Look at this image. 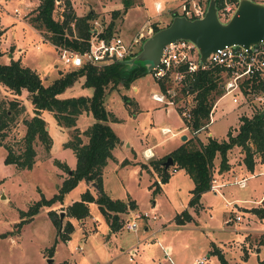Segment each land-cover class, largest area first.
Listing matches in <instances>:
<instances>
[{"label":"rangeland","instance_id":"1","mask_svg":"<svg viewBox=\"0 0 264 264\" xmlns=\"http://www.w3.org/2000/svg\"><path fill=\"white\" fill-rule=\"evenodd\" d=\"M31 1L27 7L28 0H0V27L4 32L0 38V61L6 62L8 58L13 57L14 53H18L19 55L15 58L19 56L18 58L23 64L35 69L42 82L46 84L59 73L72 69V67L61 62L57 45L50 42L48 32L34 28L31 24L30 27L25 23H30L28 18L32 15L35 7L36 0ZM68 1L70 2V0ZM79 1L82 2V0ZM107 1L94 0L97 4ZM110 1L113 3L122 2L121 0ZM133 1L126 8L124 15L121 13L123 7V3H121L120 13L114 19L113 33H119L118 35L124 41L131 39L132 33L145 15L155 12L154 0ZM159 1L161 8L159 13L155 14L156 19L148 18L149 21L146 25V27L151 28V31L153 24L161 27L169 21L173 15L171 10L179 14L180 0ZM187 1L185 0V2ZM195 1L206 5L208 0ZM94 2H92L93 5ZM112 6L114 5L110 3L107 9L95 11L93 18L97 20V27L107 24L111 10L115 9ZM63 8L64 0H54L53 18L61 19ZM83 10L85 11V9ZM217 11L219 12V8ZM93 18L89 20L90 27L95 25L92 23ZM227 18L221 16L219 19L225 21ZM116 24L120 28V32L115 28ZM141 32L144 34L142 40L152 33H146L144 28ZM8 52L12 56L8 55ZM141 63L146 67V72L137 76L127 87L120 85L118 88L116 86L115 88L107 87L103 104L107 110L120 118L118 121L111 122L112 128L118 136L128 138L126 139L130 141L138 156H144L145 149L142 148L145 144L152 145L156 154L161 155L174 140L178 139L177 135L169 137L168 133L161 130V127L174 125V123H178L180 126V116L175 110L169 107H161L151 99L150 94L158 91V84L151 75L148 61L143 60ZM82 80L83 76L78 77L58 96H89L91 87L82 85ZM133 85L137 87L135 91L132 89ZM123 95L127 96L126 100L123 99ZM235 95V103L231 100L232 93H226L219 98L216 97L212 103L213 122L209 124L208 129L218 139L225 136L227 128L236 124V118L240 114H251L258 107L251 97L244 99L240 94L236 93ZM134 99L137 108L140 109L135 115H132L131 111L137 110ZM10 100H16V108H19V113L7 120L5 127L0 131V264H47L46 253H49L51 249L54 250L55 257L54 263L50 262V264H55L62 259L67 261L64 264H192L194 261H201L200 264H217L215 254L207 252L210 241L220 245L224 255L231 261L255 264L258 260H264V215L259 217L248 210L251 205L261 206L264 204V197L260 199V195L264 193V174L260 172V169L261 171L264 169V159L257 152L254 153L253 160L254 166H257L259 170H256L251 177L247 174L245 186L229 183L228 176H224L225 178L221 176L224 181L228 182L222 186L221 194L204 190L200 198L203 207L194 214V221L184 226L177 225L172 214L188 207L189 188L193 181L187 172L182 170L172 172L169 165L167 179L163 182L159 180V177L156 179L160 184V189L151 197L150 188L147 186V175L137 173L133 166H120L114 159H109L103 168L102 176L104 187L109 195L125 197L126 193H129L136 199L141 210L148 209L152 203L151 198L156 200L158 206L155 207L154 211L157 214L160 213L157 222H164V227L160 232H157L154 240L148 242L149 245H146L145 242H137L142 228V218H135V230H128L123 227L124 221L134 220L133 216L136 213L140 214L135 210L125 211L126 214L120 213V216L123 215L120 219L122 220L120 222L121 231L110 234L107 238L103 215L94 202H90L88 214L83 224L79 223L76 218H71L73 230L66 241L58 236L55 238L58 228L47 213L49 209L55 212L58 220H60L61 229L65 220V205H58L57 202L50 206L42 205L36 213L31 215L32 217L30 216V218L19 223L20 219L26 217L25 215L20 216L21 210H26L41 196L49 197L57 190L56 184L59 183L57 173L60 171V178L67 175V172L60 168L54 160L57 159L66 165L73 166L75 165V156L69 147L63 146L65 141L59 145L60 138L58 139V137L61 135V131L53 127L51 112L41 110L40 115L45 120L48 133V124L51 129V135L50 133L49 135L52 137L49 149L46 150L37 139H34L35 162L33 161L34 163L30 168L17 170L14 165L15 169L11 164L4 163L2 157L6 153L5 145L10 146L15 152L21 149L25 129L22 120L33 114L32 104H30L26 90L22 89L17 94L0 83V111L9 106ZM92 119L87 112H82L77 116L75 126L82 131L91 123ZM230 129L236 130L235 127ZM64 130L68 133V139L71 127H64ZM81 139L85 141L86 137L81 134ZM237 149L235 146L232 147L227 155L235 162L238 161L237 163L243 168L245 166L242 162V156L238 155ZM113 151L115 157L119 159L125 156L132 157V151L130 152L129 149L121 151L117 148ZM218 160L219 156L217 155L213 164ZM152 177L155 178V173H152ZM83 186L84 181L80 179L78 183L64 193L61 203L67 204L72 199H77L79 192L84 189ZM1 194H6L8 198L5 199V196H1ZM157 195L159 196L156 199ZM234 202L237 207L233 205ZM61 211L63 212L61 213ZM229 213H231L230 216ZM235 213L240 216L237 221L233 218ZM60 214H62L61 219ZM91 216L96 219L95 228L90 223ZM227 218H231V221H227ZM232 241L247 244L244 247L247 246L250 250L246 258H242L241 250L236 249L233 253L231 249H228V247H232L229 246ZM168 243H171L173 248L169 250L167 258L164 256L162 246ZM77 245H81L82 249L75 248ZM130 248H134L131 255L128 253ZM256 248L258 249L255 250ZM110 255L113 256V260L108 261Z\"/></svg>","mask_w":264,"mask_h":264},{"label":"trees","instance_id":"2","mask_svg":"<svg viewBox=\"0 0 264 264\" xmlns=\"http://www.w3.org/2000/svg\"><path fill=\"white\" fill-rule=\"evenodd\" d=\"M121 1L123 3L121 13L134 2L133 0ZM227 1L237 3V0ZM223 2L224 0H215L216 7L220 8ZM53 7L54 0H37L28 21L34 28L48 32V39L51 43L68 46L75 50H83L89 35V20L94 17V11L88 10L84 14L77 15L71 8L69 1L64 0L62 17L55 19L52 16ZM119 13L120 10L117 8L111 10L110 19L103 28L101 35L109 36L113 33L114 19ZM158 28L156 24L152 25V31ZM219 71L220 68L218 67L202 70L191 84L193 89H196L195 104L191 108V128L193 130L207 121L208 111L214 99L223 93L222 78L219 76ZM144 72H146V67L140 60L133 63L114 61L101 66L83 64L59 73L49 83L44 84L37 71L23 64L19 58H10L6 62L0 61V83L17 94L22 89L26 90L33 108V114L22 120L25 129L21 149L15 152L6 144L3 162L12 163L17 170L30 168L35 155L34 139H37L46 150L49 149L51 137L46 129L45 120L40 115L41 110L50 111L59 126L71 127L69 138L63 143V146L69 147L75 156L73 168H69L64 162L57 159L54 160L60 168L67 172V175L57 185L56 192L51 196H41L26 210H21L20 216L25 215L26 217L20 219L19 223L36 213L40 206H48L56 201L61 202L64 193L71 189L78 180L83 179L94 184L96 195L93 196L88 189L83 190L78 199L65 206V215L82 218L88 214V202L93 201L109 222L111 229L120 227L118 213L128 211L136 205L130 197H126L124 200L112 199L102 188V167L108 159L112 158V148L120 142L119 137L107 123L108 120H116V117L112 112L106 110L103 98L107 87L115 88L116 86L118 88V85L127 87ZM80 76H83L81 84L91 87L89 96H58L61 91ZM242 92L245 94L247 90L242 89ZM123 99L126 100L127 96L123 95ZM16 107V100H10L9 106L0 111V131L5 127L7 120L19 113V108ZM82 112L90 113L93 121L80 131L75 126V122L77 116ZM238 119L236 131L232 133L230 129H227L226 138L217 140L208 136L205 142H201L192 136L167 154L158 159L150 160L149 163L158 170L159 180L163 182L169 175L168 167L164 169L161 162L166 156H170L173 161L170 167L183 168L191 177L193 186L189 190L191 195L188 204L195 205L201 192L209 187L212 160L216 154L219 155V168L223 169L227 165L226 151L233 145H238L243 151V163L246 168L251 170L255 152L264 158V111L256 108L250 115L240 114ZM81 134L86 137L85 141H82ZM152 184L151 197L159 188L157 181L152 182ZM151 201H153L152 198ZM250 210L261 217L264 215V204L253 206ZM47 213L58 228L57 236L67 240L73 228L69 219L64 220L60 229V221L55 212L49 209ZM189 219L190 215L185 209L174 215V221L178 224ZM211 252L216 255L219 264H231L218 248L212 247ZM48 255L50 256L51 252ZM256 264H263V262L258 261Z\"/></svg>","mask_w":264,"mask_h":264},{"label":"built area","instance_id":"3","mask_svg":"<svg viewBox=\"0 0 264 264\" xmlns=\"http://www.w3.org/2000/svg\"><path fill=\"white\" fill-rule=\"evenodd\" d=\"M189 3V4H188ZM204 3H198L195 0H182L178 5V13L186 17H201L205 10ZM236 3L224 0L223 5L217 11L218 18L230 16ZM160 2H154V9L159 13ZM177 11V10H176ZM229 18V17H228ZM92 25L89 28V35L86 39L87 44L83 50H75L68 46L57 45L59 59L66 66L77 67L83 64L101 66L118 60H126L133 56L140 47L144 34L141 30L146 29L150 33V27H141L128 41H124L118 34L111 33L109 36L101 35L105 26L97 27V20L93 18ZM72 25V24H71ZM55 45V44H54ZM139 46V47H138ZM220 68L221 86L224 95L232 93L231 100L236 101V93L244 99L251 97L257 104V108L264 106V41L249 43L247 46L242 44H225L212 51H209L204 60L199 58V51L196 44L188 39H176L165 43L158 56V60L149 66L151 75L158 84V91L151 92L150 97L158 105L169 107L175 110L182 122L183 129L196 130L205 127L212 122L213 107L208 111L207 121L197 129L191 128V108L195 104L192 82L197 74L206 69ZM253 86V87H252ZM242 89H246L244 94ZM163 132L169 131L167 127H161ZM151 153H144L147 158ZM176 168H171L174 171ZM245 177L241 176L233 179L229 183H236L239 186L245 185ZM222 183H218L216 178L211 176L209 180V189L217 191ZM133 216L134 220H126L123 227L128 230L136 229L135 218L147 216L146 212H139ZM155 216L152 215V218ZM235 220L240 216L235 214ZM231 218H227V221ZM264 237V234H263ZM78 250L80 245L75 246ZM165 255H168L167 249L163 248ZM134 252V248L128 250L129 255ZM130 258V257H129ZM192 262V264H200Z\"/></svg>","mask_w":264,"mask_h":264},{"label":"crops","instance_id":"4","mask_svg":"<svg viewBox=\"0 0 264 264\" xmlns=\"http://www.w3.org/2000/svg\"><path fill=\"white\" fill-rule=\"evenodd\" d=\"M155 1H158V2H160L159 0H154L153 1V8H154V2ZM254 1H256V0H254ZM31 0H28V4H27V7L29 6V4H31ZM82 2H83V4H82ZM82 2L81 1H79V0H70V5H71V8L73 9V11H74V13L75 14H77V15H81V14H84L86 11H88V10H92V11H94V13H95V11H98V10H104V9H107V6L110 4V3H112L114 6H112V7H115V8H117V9H120V7H121V3L122 2H120V1H117V2H112V1H110V0H108L107 2H99L100 4H97V3H95L94 2V0H82ZM92 2H94V5L92 4ZM180 2H181V0H180ZM258 2H262V3H264V0L263 1H258ZM36 3H37V0H36ZM36 3H35V5H36ZM90 5V6H89ZM160 5H161V2H160ZM26 7V8H27ZM25 8V9H26ZM83 9H85V11L83 10ZM31 10V9H30ZM82 11H83V13H82ZM154 11H155V9H154ZM168 11H170V9H168ZM172 11V13L171 14H173L174 13V11L173 10H171ZM125 12V11H124ZM124 12L122 13L123 15H124ZM121 14V15H122ZM156 11L154 12V14H149V15H145L144 17H143V19H142V21L140 22V24H139V26L134 30V32L132 33V36L141 28V27H145L146 25H147V22L149 21V19L148 18H154V19H156ZM171 16V15H170ZM171 18V17H170ZM24 20V19H23ZM170 20V19H169ZM27 25H29L30 26V23H28V22H25ZM32 26V25H31ZM30 26V27H31ZM115 28L116 29H118V32H120L119 31V27H118V25L116 24V26H115ZM4 34V32H3V29L0 27V38H1V36ZM119 34V33H118ZM37 35H38V33H37ZM39 36V35H38ZM40 37V36H39ZM8 55H11V53L10 52H8ZM17 55H19L18 53H14V55H13V57L12 58H15ZM12 56V55H11ZM19 57V56H18ZM17 57V58H18ZM7 60H9V58L7 59ZM22 62V61H21ZM132 89H133V91H135L136 89H137V87L135 86V85H133V87H132ZM219 98V97H218ZM235 103V102H234ZM31 104V103H30ZM134 104L136 105V108H137V103H136V100L134 99ZM31 107H32V105H31ZM156 106L154 105V108H155ZM159 107V106H158ZM162 107V106H161ZM140 108L138 107L137 108V110H132L131 111V113H132V115H135L136 113H137V111L139 110ZM107 110V109H106ZM43 112L44 111H46V110H42ZM109 111V110H108ZM113 113V112H112ZM81 114V113H80ZM88 115H91L90 113H88ZM113 115L116 117V120H108L107 121V123L110 125V127L112 128V125H111V122H115V121H118V120H120V118L119 117H117L114 113H113ZM246 115V114H245ZM248 115H250V114H248ZM92 117V116H91ZM237 120H236V124L234 125V126H230L229 128H227V129H230V128H237V126H238V123H239V119H238V117L236 118ZM51 120L53 121V127H55V128H57V129H59L60 131H61V135L58 137V139L60 138V140H59V145L62 143V142H64V141H66V139H67V135H68V133L66 132V130H64V127H62V126H59L57 123H56V121H55V119H54V117H52L51 118ZM92 121H93V119H92ZM91 121V122H92ZM212 122H213V120H212ZM212 122H210V123H212ZM210 123H208L205 127H203V128H200V129H198V130H196L195 132H193V131H191V130H189V129H183L182 127V122H181V118H180V126H179V124L178 123H174V125L173 124H171V125H167V126H162V127H167V128H169V131H167V132H165V133H168V135H169V137H174L175 135H177L178 136V139H176V140H174V142H172V144L170 145V147H168L167 148V150H165L161 155H157L156 154V152L152 149L153 148V146L152 145H148V144H145L144 145V148H142L143 150H144V153H151V155L149 156V158L147 157H145V156H138L137 154H136V152L134 151V149L132 148V146H131V144H130V141L129 140H127L128 138L127 137H124L123 136V138L121 137V136H118L117 134V136L119 137V139H120V142L116 145V146H114L113 148H112V150H111V153H112V158H110V159H114L120 166H133V168H134V170L136 169L137 170V173H143V174H145V175H147L148 176V183H147V186H148V188H150V191H151V189L153 188V184H152V182H154V181H156V179L159 177V173H158V170L153 166V165H151L150 163H149V161L150 160H155V159H158V158H160L161 156H163V155H165V154H167L169 151H171L172 149H174L175 147H177L178 145H180L184 140H186L187 138H189V137H196L198 140H200L201 142H205L206 141V139H207V137L208 136H210V137H214L213 136V134H212V132L208 129V127H209V124ZM47 128H48V130H49V133H50V135H51V129H50V126H49V124H48V126H47ZM113 129V128H112ZM231 130V129H230ZM114 131V130H113ZM233 131V133L236 131V130H234V129H232L231 130V132ZM115 132V131H114ZM116 133V132H115ZM225 133H226V131H225ZM183 135H185V138L184 139H181V136H183ZM52 137V136H51ZM167 137V136H166ZM127 138V139H126ZM215 139H217V140H220V139H223V138H226V134H225V136H223L222 138H216V137H214ZM52 140H53V138H52ZM52 143H53V141H52ZM236 147V148H238L237 149V151H238V155H241L242 157H243V151H242V149H241V147L240 146H238V145H233L232 147ZM232 147H230L227 151H226V167L225 168H223V169H220L219 168V160L217 161V162H215L214 164H213V162H214V159H215V157L218 155V154H216L214 157H213V160H212V165H211V176H213V177H215L216 178V181L218 182V183H222L218 188H217V191H213V190H210L209 188L207 189V190H210V191H212V192H214V193H219V194H221V188H222V186H224V185H226V183H228L229 181H232L233 179H235V178H238V177H241V176H243V177H245V178H247V174L251 177V176H253V174L255 173V171L256 170H259L258 169V167L257 166H254L255 165V163L253 162V166H252V171L250 170V169H248V168H246V166H245V164H244V166L245 167H241V165H239V163H237V162H235V160H232V159H230L229 157H228V155H227V153H228V151L232 148ZM120 149L121 151L122 150H127V149H129L130 150V152L132 151V157H127V156H125L124 158H122V159H119V158H116L115 157V154H114V151H113V149L115 150V149ZM51 149V148H50ZM153 151V152H152ZM3 156H4V154H3ZM219 156V155H218ZM142 157V158H141ZM263 158V157H262ZM2 159H3V157H2ZM254 159V158H253ZM264 159V158H263ZM109 160V159H108ZM107 160V161H108ZM107 161H106V163H107ZM35 162V161H34ZM33 162V163H34ZM241 162V161H240ZM242 162H243V160H242ZM241 162V163H242ZM6 164H8V165H12L13 166V164L12 163H6ZM142 164H144V165H142ZM106 165V164H105ZM104 165V166H105ZM214 165V167H212ZM67 166L69 167V168H73L74 167V165L72 166V165H69V164H67ZM104 166L102 167V172H101V183H102V188H103V190L105 191V193L110 197V198H112V199H115V198H119V199H126V197H130V198H132L133 200H134V202H135V207L134 208H132V209H130V210H128V211H133V210H135L136 212H146V214H147V216H142V217H140V218H142V224H141V231H140V233H139V236H138V239H137V242H145V244L146 245H149V241L150 240H154L155 238H156V236H157V232L159 231H161V229L164 227V222H161V221H159V222H157V220L159 219V217H160V213H156L155 211H154V209H155V207L156 206H158L157 204H156V200H154L153 199V201H152V203H151V205L148 207V209L146 210V209H143V210H141L140 209V206L138 205V203L136 202V199L133 197V196H131L129 193H126V195H125V197H119V196H111V195H109L108 193H107V191H106V188L104 187V183H103V178H102V176H103V168H104ZM13 169H15L14 168V166H13ZM245 169V170H244ZM184 171V169L183 168H178V167H176V169L174 170V171H172V172H177V171ZM260 172L262 173V174H264V169H262V171H261V169H260ZM152 173H155V178L154 177H152ZM217 174H218V176H217ZM57 175H58V180H59V183L61 182V180L63 179V178H60L61 176H60V171L57 173ZM221 176H223V178H225V177H229V179H228V182L227 181H224L223 180V178H221ZM225 176V177H224ZM82 180V179H81ZM80 181V180H79ZM78 181V182H79ZM84 181V189L83 190H85V189H88L89 190V192L93 195V196H95L96 195V189H95V187H94V185L91 183V182H87V181H85V180H83ZM77 182V183H78ZM59 183H57L56 184V188H57V185L59 184ZM245 184H246V179H245ZM158 186H159V188H158V191H159V189H160V184H158ZM192 186H193V183H192ZM191 186V187H192ZM245 186V185H244ZM190 187V188H191ZM190 188H189V190H190ZM82 190V191H83ZM82 191H80L79 192V196H80V193L82 192ZM56 192V191H55ZM203 192H201V194H200V196H199V198H198V202L195 204V205H189L188 204V207L187 208H184L187 212H188V214L190 215V219L189 220H186V221H184L183 223H177V225H179V226H184V225H186V224H188L189 222H193L194 221V214H196L197 212H198V210H200L202 207H203V204H202V202H201V200H200V198H201V196L203 195L202 194ZM190 195H191V193H190V191H189V197H190ZM3 196H5V199L6 198H8V196L6 195V194H3ZM158 196L159 195H157L156 196V199L158 198ZM263 197H264V193H262L261 195H260V199H263ZM79 198V197H78ZM77 198V199H78ZM189 199V198H188ZM259 199V200H260ZM73 200H75V199H72L69 203H67V204H70ZM259 200H257V202L258 203H260L259 202ZM57 203H58V205H67V204H62L61 202H59V201H56ZM90 202H93V201H90ZM90 202H88V207H89V204H90ZM54 203V202H53ZM95 203V202H94ZM257 203V204H258ZM96 204V203H95ZM233 205L234 206H236L237 207V204L234 202L233 203ZM261 205V204H260ZM50 206V205H49ZM96 206H97V204H96ZM254 205H251V206H249L248 207V210L251 212V213H253L251 210H250V208L251 207H253ZM259 206V205H258ZM97 209H98V207H97ZM99 210V209H98ZM149 210V211H148ZM120 213H122V212H119L118 213V217H119V219H121V217H123V215L122 216H120ZM122 214H126V212H123ZM176 213H173L172 215H173V219H174V215H175ZM235 214H237V213H235ZM152 215H154L155 217L154 218H152ZM231 215V213H229V216ZM87 216V215H86ZM86 216H84V217H82V218H76L77 219V221L79 222V223H84L85 222V218H86ZM32 217V216H31ZM127 217V216H126ZM30 218V217H29ZM71 216H67V215H65V220L66 219H69V221L71 222ZM73 218H75V217H73ZM124 218H125V216H124ZM233 219V218H232ZM240 219V218H239ZM103 221H104V227L106 228V236H108L107 238H109V236H110V234H116V233H119L120 231H121V227H118L117 229H115V228H113V229H111L110 228V225H109V222L104 218V216H103ZM122 220H120V222H121ZM231 221V220H230ZM235 221H237V220H235ZM90 223L92 224V226H93V228H95L94 226L96 225V219L93 217V216H91L90 217ZM229 223V222H228ZM121 224V223H120ZM72 227H73V225H72ZM72 230H73V228H72ZM57 234V233H56ZM56 236L57 235H55V238H56ZM66 241V240H65ZM236 242V241H235ZM157 243L161 246V244H160V242L157 240ZM232 244H230L229 246H232L231 248L230 247H228V249H231V251L234 253L235 252V250L236 249H239V250H241V256H242V258H246V256L248 255V251L250 250V249H248L247 248V246H245L244 247V245H247L246 243H240V242H236V243H234L233 241L231 242ZM108 245H109V243H108ZM81 246V245H80ZM212 247H216V248H218L221 252H222V254H223V256L225 257V259L229 262V263H231V264H242L241 262H239V261H231L229 258H227L225 255H224V251H223V249H222V247L220 246V245H218V244H216V243H214V242H212V241H210L209 242V248L207 249V252L208 253H212L211 252V248ZM163 248H166L167 249V253H168V255H165L164 254V256L165 257H167L168 258V256H169V250L171 249V248H173L172 247V244L171 243H168V244H166L165 246H162V249ZM81 249H82V247H81ZM80 249V250H81ZM258 248H256L255 250H257ZM163 251H164V249H163ZM51 252V255L49 256L48 254ZM49 253H46V256L47 257H51L52 258V261H51V263H54V257H55V253H54V250H50L49 251ZM165 253V252H164ZM88 254H90V253H88ZM212 254H214V253H212ZM207 255V254H206ZM216 256V255H215ZM216 259H217V257H216ZM111 260H113V256H109L108 257V261H111ZM217 261H218V259H217ZM258 261H262L263 262V264H264V260H258ZM257 261V262H258ZM96 262H98V261H96ZM256 262V263H257ZM58 263H62V264H64V263H67V261L65 260V259H62V260H59V261H57V262H55V264H58ZM105 263H106V261H105ZM255 263V264H256ZM83 264V263H82ZM217 264H219V261L217 262Z\"/></svg>","mask_w":264,"mask_h":264},{"label":"water","instance_id":"5","mask_svg":"<svg viewBox=\"0 0 264 264\" xmlns=\"http://www.w3.org/2000/svg\"><path fill=\"white\" fill-rule=\"evenodd\" d=\"M176 39H188L194 42L198 47L201 60H204L209 51L225 44L247 46L252 42L264 41V3L254 0H237L233 13L222 21L217 16L215 0H208L201 17L172 15L167 24L152 31L141 41L139 49L133 56L117 62L133 63L136 60H147L149 66L153 65L158 60L162 46ZM261 111H264V106ZM184 138L185 135L181 136V139ZM172 162L171 157L166 156L161 164L166 169ZM51 261V257L46 258L47 264Z\"/></svg>","mask_w":264,"mask_h":264}]
</instances>
